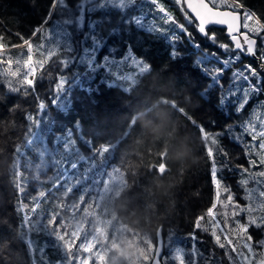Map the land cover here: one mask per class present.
I'll return each instance as SVG.
<instances>
[{
	"label": "trees",
	"instance_id": "obj_1",
	"mask_svg": "<svg viewBox=\"0 0 264 264\" xmlns=\"http://www.w3.org/2000/svg\"><path fill=\"white\" fill-rule=\"evenodd\" d=\"M77 2L68 0L69 5ZM161 2L177 22L185 24L193 34L194 41L200 44L199 51L181 34L177 48L186 54V59L177 64L170 60L166 42H154L155 36L134 31V35L143 36L145 46L151 48L145 57L151 68L149 72L137 77L136 86L123 84V87H131L129 94L124 93L120 87L107 89L102 86L103 95L97 98L98 107L86 103L77 106L80 133L73 126L74 121L57 115L55 109H51L52 114L57 116L58 130L61 124L72 129L80 155L92 156L89 147L79 139L81 134L92 142L93 147L107 145L113 148L103 157H95V184L91 180L79 183V177L73 173V180L56 187L59 183L58 168L51 166L50 160L49 166L42 168L37 156L38 149L35 146L32 149L23 147L29 123L25 117L28 113L36 114L35 97L9 93L6 85L0 83V264H32L33 258L35 264H151L153 250L159 240L162 241V255L164 253L165 258L170 253L174 255V248L180 246L184 249L185 264H190L192 239L188 238V234L196 232V218L206 213L215 195L212 163L205 149V145L210 146V142L202 139L198 127L187 117H192L197 125H203L209 133H223L218 139L224 149L231 148L230 141L236 146L234 157L228 156L226 159L216 154L217 168L220 169L217 176L226 178L223 179L224 184H228L227 179L237 171L240 165L237 161L248 164L249 158L258 159L255 155L245 156V141L250 137L239 134L242 129L238 122L243 123L249 119L255 121L257 116L264 119L261 114L262 109L264 111L261 105L264 92L253 95L241 113H236L234 107H227L223 111L216 107L218 89H214L208 99L201 97L199 93L210 81L192 68L193 61L204 51L216 52L222 59L227 57L221 49L201 36L194 24H188L174 0ZM29 3L33 6L29 7ZM49 3L50 0H0V34H7L13 44L21 43L12 33L19 32L27 38L33 26L46 13ZM244 3L258 12L264 10V0H244ZM151 7L150 3H145L142 11L148 12ZM92 18L99 19L100 14L93 13ZM147 19L157 26L162 23L156 13L149 12ZM87 21L86 14L85 31ZM209 29L210 33H215L217 43H229L223 28ZM108 46L119 49L115 54L117 59L126 51L118 37H111L108 45L98 54V61L108 53ZM257 47H260L259 38ZM14 51L18 53L20 50ZM134 53L137 57L144 55L141 48L134 47ZM257 61L242 55L224 74L227 78L225 90L229 77L236 69L243 70L244 65L251 64L259 72ZM206 66L213 68L221 65L211 61ZM71 70L68 69V72ZM112 71L133 72L134 69L113 68ZM102 75H105L103 70L98 74L97 81ZM252 82L256 83L254 78ZM49 86L47 79L38 82L36 86L37 92L45 99ZM74 95L83 94L76 92ZM14 105H19V108L9 112V108ZM254 109L255 116L252 115ZM90 113H99V119H93ZM227 118L231 119L230 122ZM229 125L233 126L231 132L226 130ZM58 134L66 133L59 130ZM234 136H242V141L232 139ZM17 145L22 146L25 155H15ZM49 147H52L51 138ZM56 158L60 159L59 156ZM78 159V156L72 157L73 162ZM225 164L227 167H224ZM64 166L70 168L66 162ZM87 167V164H79V172L83 173ZM160 168H163L162 171ZM263 169L256 167L251 171ZM245 178L247 175L242 179ZM239 181L238 174L234 183L236 187L240 186ZM21 185L24 187L23 193L18 192ZM38 195L44 196L40 198L41 209L38 212L43 211L45 222L48 217L50 222L55 220L51 226L55 229L54 235L63 237L68 261L64 259L62 251L51 246L45 233H28L26 228L20 227L24 213L16 212L15 205L28 204L30 209L33 206L32 197ZM29 209L24 212H29ZM215 211L226 212V218L218 215L217 219H227L229 228H235L230 208L222 210L218 205ZM261 214H264V210L257 213ZM32 218L36 219L37 216L33 214ZM237 219L244 222L246 214L242 213ZM201 223L203 227L200 230L208 228V231L205 232L203 243L195 248L196 264L202 263V258L210 252L215 257L219 256L221 263L227 264L222 249L211 236V221L205 216ZM228 235L238 242L234 232L228 231ZM220 237L221 240L224 238L223 235ZM28 239L33 241L32 257L29 255L30 249L22 242ZM177 241L181 243L177 245ZM216 250L221 251L216 253ZM173 255L170 261L174 260ZM204 260V264L214 263L211 258Z\"/></svg>",
	"mask_w": 264,
	"mask_h": 264
},
{
	"label": "snow or ice",
	"instance_id": "obj_2",
	"mask_svg": "<svg viewBox=\"0 0 264 264\" xmlns=\"http://www.w3.org/2000/svg\"><path fill=\"white\" fill-rule=\"evenodd\" d=\"M174 2L188 24H194L196 31L221 49L227 57L222 59L216 52L204 51L193 61L192 68L198 70L201 76L210 81L199 95L208 99L209 94L214 89H218L216 107L222 111L227 107H234L236 113H241L253 95L264 92V83H262L264 77H261L257 68L246 64L243 70L236 69L232 72L227 90L222 81L224 74L241 59L242 55L259 59L261 61L259 67L264 70V10L258 12L248 7L244 0H174ZM145 3L153 6L148 12L142 11V5ZM32 6L29 3V7ZM149 12L158 14V19L162 22L160 26L148 21ZM93 13H99L100 18L93 19ZM86 14L88 15L87 31H85ZM241 19L245 30L243 32L240 31ZM209 25H226L230 42L217 43V37L215 33H210ZM134 31L155 36L154 42L160 40L166 42L169 49L168 56L177 64L186 59V54L181 53L177 48L181 34L188 38L194 49L200 50V44L194 41L193 34L188 31L185 24L177 22L161 0H139V3L138 0H78L74 5H69L68 0H50L46 13L33 26L27 38L22 33H12L20 39L21 43L13 44L7 34H0V83L6 85L9 93L22 94L25 97L32 95L36 99V114L28 113L25 117L29 123L23 147L32 149L35 146L38 149L37 156L42 168L49 166V160L51 166L58 168L59 183L56 187L73 180V173L79 177V183H87L91 180L95 184L97 175L95 157H103L113 148L107 145L93 147L92 142L86 140L81 134L79 139L89 147L92 156L80 155L71 128L61 124L59 130L66 134H58L57 116L52 114L51 109H55L57 115H63L66 119L74 121L73 126L80 133L81 123L76 117L77 106L86 103L98 107L97 98L103 95L102 86L107 89L120 87L124 93L129 94L131 87H123V84L136 86L137 77L149 72L151 68V64L145 59L151 48L146 47L144 37L134 35ZM111 37H118L126 51L121 58L117 59L115 54L119 49L108 46V53L98 61V54L108 45V39ZM257 38L260 40L259 48ZM134 47L141 48L144 55L137 57ZM17 49L20 50L18 53L14 51ZM258 52L259 56H257ZM211 61L221 66L207 67L206 65ZM70 68L72 70L69 73ZM113 68H131L134 71L114 73ZM101 70L105 75L100 76L97 81ZM253 78L256 83L252 82ZM45 79L50 85L47 99L41 96L36 88L37 83ZM76 92L83 95H74ZM261 105L264 106V101ZM18 108L19 105H14L9 108V112H15ZM252 115L255 116V109ZM99 116L100 114L96 113L92 115V118L99 119ZM187 118L198 127L202 139L210 142V146L206 144L205 149L212 163L211 176L216 188L213 203L205 214L196 218L194 229H201L203 227L201 222L207 216L212 223L211 236L221 249L232 246L231 251L236 253L241 264H264V258L261 257V253L264 252V238L256 239L250 232V229H256L264 236V214L257 215L264 210V170L251 171L256 167L264 168V119L257 116L255 121L249 119L239 125L242 133L250 137L249 143L244 145L245 156L258 157V159H248V168L243 165L237 166L242 175L247 174V178L239 181L245 191L244 199L248 201L242 206L236 202L235 194L230 187L223 185L222 180L217 176L220 169L217 168L216 154L226 159L229 156L218 139L223 133H209L203 125H197L192 117ZM232 127L229 125L226 130L231 132ZM49 138L52 140L51 148ZM235 139L242 141V136H237ZM15 155L17 157L25 155L22 146H16ZM74 155L79 157L77 162L72 161ZM57 156L60 159H57ZM65 162L70 164V168L64 166ZM82 163L87 164L88 167L80 173L79 164ZM224 167H227V164ZM100 175L102 176L103 173ZM249 180L258 187L249 188ZM18 192H24L22 185ZM222 193L227 194L226 199H221ZM44 195L46 196L47 193ZM40 198L44 196L32 197L33 206L30 209L28 204L15 205L16 212L24 213L20 227L26 228L28 233H45L50 239L51 246L62 251L65 254L64 259L68 261L63 237L54 235L55 229L51 226L55 224V220L50 222L48 217L45 222L43 211L38 212L41 209ZM218 205L221 208L232 209L231 220L235 228H229V220L226 219L223 220L222 226L217 216L226 217L227 213H217L215 209ZM25 209H29V212H24ZM242 213L246 214L244 222L237 219ZM33 214L37 216L36 219L32 218ZM218 229L224 233L226 244L221 242V237L217 234ZM204 231L207 232L208 228H204ZM228 231L235 233L240 241L239 245H233V239L229 238ZM188 238L195 240V233H189ZM22 242L27 249H30L29 255L32 257L33 241L28 239ZM180 243L177 241V245ZM192 249L191 254L194 255L196 252L194 244ZM173 251V259L179 264H185L184 249L176 246ZM225 254L230 261H233L229 253ZM32 264H35L34 258ZM151 264H161V245L159 244L153 250ZM190 264H195V261H191Z\"/></svg>",
	"mask_w": 264,
	"mask_h": 264
},
{
	"label": "rangeland",
	"instance_id": "obj_3",
	"mask_svg": "<svg viewBox=\"0 0 264 264\" xmlns=\"http://www.w3.org/2000/svg\"><path fill=\"white\" fill-rule=\"evenodd\" d=\"M242 24H243V20H242ZM226 80H227V78H226V76L223 78V83H225L226 82ZM264 111H263V109H262V112H261V114H262V118H264V113H263ZM228 119V122H230V118H227ZM238 124H241V122H238ZM242 133V131H240V133L239 134H241ZM235 138V136L232 138V139H234ZM249 141H250V138H248L246 141H245V144H247V143H249ZM240 145H242V144H240ZM230 149H227V152H228V154H229V156H234L235 155V152L237 151V148H236V146H233V143H232V141H230ZM237 163H241V162H238L237 161ZM264 170V169H263ZM220 178V177H219ZM212 183H213V180H212ZM249 188H252V187H258V185H256L255 183H249V186H248ZM213 192H214V195H215V193H216V188H215V185H214V183H213ZM226 196H227V194H226ZM226 196H222L221 195V199H226ZM215 198V197H214ZM1 201V200H0ZM243 205H245V204H243ZM242 205V206H243ZM220 207V206H219ZM221 208V207H220ZM217 209V208H216ZM222 210H225V208H221ZM218 218V217H217ZM221 218H224L223 216H221ZM226 218V217H225ZM227 220V219H226ZM223 219H222V221H221V224H222V226H223ZM241 222H242V220H241ZM227 231V230H226ZM250 232H252L253 234H254V236H255V238L256 239H259V238H264V236H262L261 235V233L260 232H258V230H256V229H250ZM217 234L218 235H223V237H224V233H221L220 231H219V229L217 230ZM195 235H196V239L195 240H192V244H191V246H190V251H191V253H192V251H193V249H192V246H193V244L195 245V248L196 247H198L199 245H200V243H203L202 241H203V239L204 238H206V234H205V231H203V230H197L196 229V232H195ZM229 238H230V236H229ZM202 239V240H201ZM232 239V238H231ZM165 240V239H164ZM199 240V241H198ZM221 241H223V243H225L226 244V241L224 240V238H222V240ZM239 243H240V241H239V239H238V242L237 241H235V240H233V245H239ZM208 247V246H207ZM215 247H217L216 245H215ZM231 247L232 246H228V247H226L225 249H222V251H223V256L225 255V257L227 258V264H233V261H234V264H241V262H240V259H239V257H237L236 256V253H233L232 251H231ZM220 251L221 250H216V253H220ZM229 253L232 257H233V261H230L229 259H228V256L225 254V253ZM206 253V252H205ZM211 253V254H210ZM210 253H207V254H205V258H211L212 260H213V264H223V263H221L222 262V260L219 258V256H214V255H212V253L213 252H210ZM173 255V253L171 254H169V255H167L168 256V258H165V255H164V253H163V255H161V264H179V262L178 261H176V260H173V261H170L171 260V256ZM197 257V256H196ZM196 257H195V254L193 255V254H191V258H189V261L191 262V261H195V259H196ZM261 257L262 258H264V252H262L261 253ZM205 258H202V263H198V264H204V262L203 261H206V260H204ZM219 258V259H218ZM152 260V259H151ZM168 260H169V263H168ZM163 261H164V263H163ZM151 262V261H150ZM195 264H196V262H195ZM226 264V263H225Z\"/></svg>",
	"mask_w": 264,
	"mask_h": 264
},
{
	"label": "water",
	"instance_id": "obj_4",
	"mask_svg": "<svg viewBox=\"0 0 264 264\" xmlns=\"http://www.w3.org/2000/svg\"><path fill=\"white\" fill-rule=\"evenodd\" d=\"M240 24H241L240 31H241V32L245 31V30L242 29V19H241V21H240ZM210 26H212V27H221V28H223V29H224V32H225V34H226V36L228 37V40H229V42H230V37H229V35H228V33H227V27H226V25H209L208 27H210ZM200 35H201V34H200ZM250 57H252V56H250ZM259 65H260V63H259ZM259 72H260L261 74L264 75V70H261L260 67H259ZM162 169H163V168H160V171H162ZM157 244L161 245V241H158ZM161 252H162V251H161Z\"/></svg>",
	"mask_w": 264,
	"mask_h": 264
},
{
	"label": "flooded vegetation",
	"instance_id": "obj_5",
	"mask_svg": "<svg viewBox=\"0 0 264 264\" xmlns=\"http://www.w3.org/2000/svg\"><path fill=\"white\" fill-rule=\"evenodd\" d=\"M249 57V56H248ZM252 58V57H251ZM256 59V58H255ZM258 60V59H257ZM232 156V155H231ZM234 157V156H233ZM236 200H239L238 198Z\"/></svg>",
	"mask_w": 264,
	"mask_h": 264
},
{
	"label": "bare ground",
	"instance_id": "obj_6",
	"mask_svg": "<svg viewBox=\"0 0 264 264\" xmlns=\"http://www.w3.org/2000/svg\"><path fill=\"white\" fill-rule=\"evenodd\" d=\"M210 27H212V26H210ZM250 57V56H249ZM253 58V57H252ZM263 75V74H262Z\"/></svg>",
	"mask_w": 264,
	"mask_h": 264
}]
</instances>
